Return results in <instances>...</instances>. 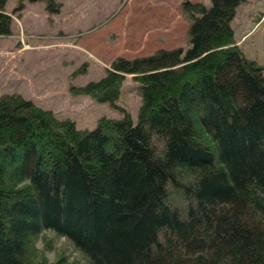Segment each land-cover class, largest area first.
Returning <instances> with one entry per match:
<instances>
[{"label": "trees", "instance_id": "16d2710c", "mask_svg": "<svg viewBox=\"0 0 264 264\" xmlns=\"http://www.w3.org/2000/svg\"><path fill=\"white\" fill-rule=\"evenodd\" d=\"M6 1L0 36L11 35ZM244 1H184L185 47L117 57L71 88L122 112L92 129L0 96V264H31L43 231L89 264H264L263 67L230 26ZM127 76L135 121L117 103Z\"/></svg>", "mask_w": 264, "mask_h": 264}, {"label": "rangeland", "instance_id": "374dc122", "mask_svg": "<svg viewBox=\"0 0 264 264\" xmlns=\"http://www.w3.org/2000/svg\"><path fill=\"white\" fill-rule=\"evenodd\" d=\"M57 14L43 1L7 0L11 35L0 36V96L20 94L79 129H92L101 117L118 118L122 112L71 92L104 76L117 57L133 58L158 49L185 47L188 19L182 3L208 0H56ZM244 56L263 67L264 0H245L230 21ZM131 77L125 79L117 103L135 121L140 98ZM31 264H89L69 242L43 231L27 250Z\"/></svg>", "mask_w": 264, "mask_h": 264}]
</instances>
